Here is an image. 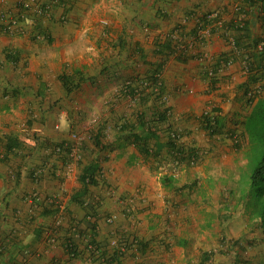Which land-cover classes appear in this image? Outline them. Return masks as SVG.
<instances>
[{"label":"crops","instance_id":"obj_1","mask_svg":"<svg viewBox=\"0 0 264 264\" xmlns=\"http://www.w3.org/2000/svg\"><path fill=\"white\" fill-rule=\"evenodd\" d=\"M16 1L0 0V9L15 12ZM258 4L255 10L243 0H69L51 20L26 25L24 35L0 31V264H109L116 253L104 246L112 236L126 242L119 264H264L260 222L238 216L252 110L241 112L250 77L239 62L242 48L264 35V0ZM212 11L226 23L242 18L247 34L212 32L201 58L179 61L157 52V40L176 28L189 33ZM221 56L231 62L211 84L206 69ZM157 65L170 108L166 121L158 120L147 93L133 109L115 94L122 82L144 78ZM63 76L72 82L68 91ZM207 105L218 115L220 136L203 128ZM173 130L185 150L199 152L194 165L181 161L176 178L158 168L170 159ZM148 131L153 138L144 153L134 135ZM77 132L92 138L83 143V160L67 168L52 150ZM97 133L100 146L93 144ZM7 140L14 147L5 153ZM88 168L94 184L83 181ZM119 196L135 197L136 219L127 218ZM112 214L116 219L107 224L104 217ZM90 231L103 245L98 257L81 236ZM65 237L75 241L78 256L68 254Z\"/></svg>","mask_w":264,"mask_h":264},{"label":"built area","instance_id":"obj_2","mask_svg":"<svg viewBox=\"0 0 264 264\" xmlns=\"http://www.w3.org/2000/svg\"><path fill=\"white\" fill-rule=\"evenodd\" d=\"M69 0H17L15 4V12L12 10H2L0 9V31L9 35L19 36L24 35L26 33V25H36L39 24L40 19H47L51 20L53 17V13L55 10V7H62L66 8L68 5ZM234 11L238 12L239 8L236 5L234 8ZM31 16V17H30ZM264 18V15H263ZM205 20L207 21V25H203L202 27L198 28L195 35L193 36H181L179 31H173L171 38L174 40L175 43V54L174 55H181L186 56L187 59L191 58H201L203 56L202 49L205 45L206 39L210 37L212 30H224V24L226 23L223 16H221V13L218 11H212L205 16ZM264 20V19H263ZM242 18H238L236 23L240 24L242 22ZM36 39H41L43 36L39 33H36L35 35ZM231 42H233V38L230 39ZM264 49V41H260L257 46V51H262ZM244 52V51H243ZM234 54H238V49L234 48L233 51ZM243 54V53H242ZM247 54L241 55L243 57V60H240V65L242 67V70L244 74H249V66H248V60H247ZM234 56V55H232ZM231 59L230 57H225L224 60H222L219 64V67L217 69V72L213 70V68L206 69V75L210 78H215L216 75L222 74L224 68L230 64ZM262 75H264V67L260 71ZM160 87H161V81L159 74L152 77V80H147L141 78L139 81L138 79L134 78L131 80L126 81L121 86V91L125 93L121 96H124L128 100V106L132 109L137 106V103H139L142 96H144L146 93L149 94L151 91L153 93L152 96L159 95V100L161 104L164 107H167L168 99L163 94H160ZM132 90V91H131ZM131 91V92H129ZM168 115H170V108L168 110ZM201 118L202 121H208L209 124L213 125L215 120L217 119V114L214 112V109L211 105H207L204 107V109L201 112ZM108 132V131H107ZM222 133L215 134L214 136H220ZM170 137L174 141L176 147L175 151L178 150V152H175L174 156L170 159H168L166 162L159 165V170L163 175H168L170 177L176 178L179 174V169L181 167V161L184 159H187V162L189 165H194L196 162V159L198 157L199 152H187V150L184 149L183 143L181 141V136L176 131H171ZM92 135L90 133H71L69 140L66 142L57 144L52 152L55 156L64 158L63 166L69 168L72 165H75L76 163H79L84 158V152H83V143L86 139H91ZM233 139L235 142L237 141V137L234 136ZM180 149H183V151L179 152ZM39 173H42V170H37L35 172V176L39 175ZM87 182H89V179H87ZM110 194H114V191H109ZM137 196V194H136ZM139 197V196H138ZM137 199V197H136ZM135 197H130L126 200H123L119 198V202L121 201L122 204L125 206L127 205L128 208H124L125 211L127 210V218L130 220H133L136 215V200L134 203ZM93 215V214H91ZM91 215H89L91 217ZM116 214H112L109 216L104 217V221L107 224H112L116 219ZM89 217V218H90ZM88 218V220H89ZM108 249L114 251L116 253L117 257L122 255L125 252V246L126 242L124 238L121 236H112L109 238L107 242ZM102 244L94 245L91 243L87 244V248L89 249V253L91 255L98 257L102 253L101 247H103ZM70 248L66 249V251H70V256H74V246L72 243L69 244Z\"/></svg>","mask_w":264,"mask_h":264},{"label":"trees","instance_id":"obj_3","mask_svg":"<svg viewBox=\"0 0 264 264\" xmlns=\"http://www.w3.org/2000/svg\"><path fill=\"white\" fill-rule=\"evenodd\" d=\"M244 1V6L245 8L247 7L248 9H255L257 10L259 8V0H243ZM239 8L238 14L244 13L245 12V8L241 7L240 5H237ZM245 9V10H244ZM264 11L262 9H260V19H261V28H263V32H264ZM207 21L205 20V16L204 18L199 21L198 25L196 26L195 29H193L192 31H190L189 33H184L183 30L181 28H176L173 31L178 30L181 36H193L195 35L196 31L198 30V28L202 27L203 25H207L206 23ZM224 30H232V31H236V32H240L244 35L247 34L248 32V28H247V24L246 22L242 21L240 24H237L235 22H229V23H225L224 24ZM166 34L164 36V38L157 40L156 41V47H157V52L160 54H166V55H174L175 54V50H176V45L174 43V40L171 38L172 32ZM215 30H212V32H215ZM45 39V38H44ZM260 41H264V35L262 37H260L258 40H256L255 42H253L252 45H249L247 47H243V54H247V60H248V66H249V74H247L250 77V81L247 85V88L245 90V95L248 97V104L252 103V100L254 98L253 93L249 90V86H253L255 83H257V78L263 79L264 75H262L260 73V71L262 70V68L264 67V49L262 51H257L256 50V46ZM238 49V44H235ZM242 54V55H243ZM179 61H186L187 57L186 56H177L174 55ZM224 60V57L221 56V58L219 60L216 61V63L213 65V70L215 71V73L217 72V69L219 67L220 62ZM240 60H243V57L240 58ZM160 66L157 65L153 71L144 76L143 79H147V80H152V77L159 74L160 73ZM138 79V81L141 78H136ZM210 82L211 84L214 82V78L210 77ZM61 82L63 84V86L65 87V89L68 91V88H72V82L68 79L65 78L64 76L61 78ZM71 86V87H70ZM132 91V90H131ZM129 91V92H131ZM120 94H124L125 93L123 91H119ZM160 94H162V89L160 87ZM153 93L152 91L148 94L149 97L152 98V100L154 101V103L156 104L155 110L157 112V117L158 120L160 121H166V119L168 118V110L169 108L164 107L160 100H159V95H155L152 96ZM147 96V95H146ZM143 98V97H142ZM141 98V99H142ZM140 99V100H141ZM135 119L138 121L139 124L144 125V123L142 122V114L138 113L135 117ZM203 128L205 129V131L208 132V134L210 136H214L215 134L220 133V126H219V119H218V115H217V119L215 120L214 124L211 125L209 124L208 121H201ZM125 121L124 124L121 125L120 129L123 127V125H125ZM127 128H130L132 130V127L130 124H128L127 126H125ZM124 128V127H123ZM123 130V129H122ZM150 131V130H149ZM148 133L146 135H143V138H140L139 136L134 135V140L138 141L141 140L142 143L144 144L143 147H141V151L142 152H146L145 150V143L146 140L153 138V135L151 133ZM245 132L247 134V138L249 140V154L247 155V160L248 163L250 164V170H249V175H248V182H247V189L245 190V192L242 195V201L244 202V210L246 212V214L251 218V219H256L260 222V228L262 231V240H263V245H264V97H258L257 101L254 103L252 110L249 114V116L247 117L246 123H245ZM98 134V133H97ZM170 141L168 142L167 146L170 149V156L171 158L174 156L175 152H178V150L175 151V143L172 140V138L170 137ZM12 141L7 140L3 143L2 149L5 153L9 152L12 150V148L14 147L12 144ZM93 144L95 146H100V141H99V134L95 135L93 137ZM183 151V149H180L179 152ZM188 152V150H187ZM61 161H64V158H61ZM83 181H85L86 179H89V183L90 184H94V179H93V170H91L90 168L85 169L83 172ZM166 176H164V180L167 181ZM169 179V178H168ZM241 201V202H242ZM92 231L93 227H92ZM92 231H90V236H86V235H81L84 239L87 240V243H91V244H95V240L92 237ZM95 232V231H94ZM75 234V233H74ZM72 243L74 246V255L78 256V251H77V245L75 243V241L72 238H66L65 237V248L69 249L70 246L69 244ZM144 246V245H143ZM144 250V247H142V251ZM71 252L68 251V254H70ZM111 263L109 264H119V257H117L115 254L111 256ZM101 263V262H100ZM99 263V264H100ZM107 264V263H106Z\"/></svg>","mask_w":264,"mask_h":264},{"label":"rangeland","instance_id":"obj_4","mask_svg":"<svg viewBox=\"0 0 264 264\" xmlns=\"http://www.w3.org/2000/svg\"><path fill=\"white\" fill-rule=\"evenodd\" d=\"M236 5H234V7H235ZM233 7V6H232ZM233 7V8H234ZM128 81V80H127ZM126 81H124V82H122V84L120 85V87L115 91V94H118V95H121L120 94V89H121V86L125 83ZM249 90L253 93V95H254V98H253V102H252V104L255 102V101H257V98L258 97H264V81H258V83H255L253 86H251L250 88H249ZM115 101L113 100V102L110 104V101H108V104H110V108L112 109V110H114L115 109V103H114ZM245 106L246 107H244V109H241V112H245V113H247V111H250L252 108H251V106L252 105H249V104H245ZM128 109H132L131 107H129L128 106ZM242 115H244L243 113H241ZM238 143H239V140H238ZM159 168V167H158ZM247 168H248V173L246 174V172L245 171H243L242 172V174H241V186H243V185H245V184H247V182H248V175H249V170H250V164L248 163V165H247ZM179 176V175H178ZM177 176V177H178ZM161 177H163V176H161ZM120 198V196L118 197V199ZM224 199H227L226 197H224ZM240 207V210H239V214H238V216L239 217H241L242 219H245L246 217H248V219L250 220L251 218L246 214V212H245V210H244V202L242 201V203H241V205L239 206ZM140 208V207H139ZM139 208L138 209H136L135 211H136V215H135V219H136V216H137V214L139 213V211L141 210V208H140V210H139ZM138 210V211H137ZM245 217V218H244ZM235 218H237V216H235ZM133 222V221H132ZM255 227V226H254ZM171 229H172V231H173V228L172 227H170ZM190 230H191V233L192 234H194V231H197L196 230V228L194 227V225L192 224L191 225V227H190ZM254 231H255V229H254ZM177 233H178V231H177ZM205 233H210V235L212 236V232H208V231H206ZM214 235V234H213ZM133 238V237H132ZM192 250H193V252H195L194 251V248L192 247L191 248ZM173 253V252H172ZM242 256H244V255H242Z\"/></svg>","mask_w":264,"mask_h":264}]
</instances>
